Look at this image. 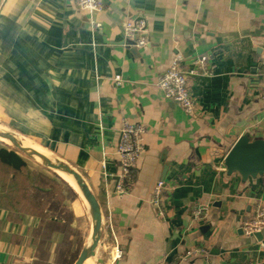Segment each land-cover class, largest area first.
<instances>
[{"label": "crops", "instance_id": "crops-1", "mask_svg": "<svg viewBox=\"0 0 264 264\" xmlns=\"http://www.w3.org/2000/svg\"><path fill=\"white\" fill-rule=\"evenodd\" d=\"M78 1L2 0L0 114L5 130L70 165L98 199L105 250H97L96 264H264V235L258 240L241 230L264 206V176L245 182L224 164L244 134L264 139V4L100 0L103 9L94 14ZM140 19L147 43L138 48L125 24ZM178 54L184 72L201 56L214 66L211 76L188 77L192 115L158 85ZM125 120L146 132L127 191L119 194ZM158 181L165 184V218L151 204ZM1 184L0 264H45L46 240V264L60 259L66 242L63 252L76 253L71 241L82 214L65 198L57 215L54 208L28 213L18 207L23 197L13 201ZM73 191V204L90 215ZM199 207L206 218H194Z\"/></svg>", "mask_w": 264, "mask_h": 264}, {"label": "built area", "instance_id": "built-area-1", "mask_svg": "<svg viewBox=\"0 0 264 264\" xmlns=\"http://www.w3.org/2000/svg\"><path fill=\"white\" fill-rule=\"evenodd\" d=\"M264 4V0H260ZM78 6L82 10L92 13H99L103 9V4L100 0H79ZM97 25V24H96ZM147 23L145 20H130L125 24V35L128 39L134 42V46L140 48L146 45ZM182 55H176L172 60L169 69L159 78L158 85L164 97L172 102L179 104L183 110L192 115L195 113L196 103L188 88L189 76H211L214 73V66L209 64L207 56H201L193 61L192 68L188 72L181 70ZM264 72V60L262 62ZM114 80L117 85H121L120 76H115ZM261 98L264 101V81L261 91ZM146 130L143 125L136 124L125 120L120 129V139L117 147V155L121 166L120 181L116 186V191L119 194H124L127 189L125 182L132 177V172L136 167L138 159L143 153L142 138ZM164 181H158L154 187L151 204L155 208L158 217L165 218L166 209L162 201V193L164 190ZM194 218L204 219L208 216V210L204 207H199L194 210ZM241 230L244 235L255 237L256 234L264 231V206L257 205L255 214L249 220L245 221ZM195 254L207 253L205 249H198ZM116 254L119 257L121 251L116 246Z\"/></svg>", "mask_w": 264, "mask_h": 264}, {"label": "water", "instance_id": "water-1", "mask_svg": "<svg viewBox=\"0 0 264 264\" xmlns=\"http://www.w3.org/2000/svg\"><path fill=\"white\" fill-rule=\"evenodd\" d=\"M2 0H0L1 6ZM12 133L0 129V142L8 147L18 150L30 158L36 159L44 167L52 170L55 173H63L71 177L82 196L90 205L91 223L86 242L74 262V264H86L89 259H95L101 263V256L97 250L104 251L105 245L102 242L103 235V212L101 204L91 191L90 187L83 179L81 174L72 168L70 165L51 156L37 145L25 142L23 140H16L12 138ZM32 147V148H26ZM38 149V152L35 149ZM227 174L229 176L238 174L243 181L249 179H257L264 176V139L252 140L250 134H244L233 145L224 161ZM264 231L255 235L258 240L262 239Z\"/></svg>", "mask_w": 264, "mask_h": 264}, {"label": "trees", "instance_id": "trees-1", "mask_svg": "<svg viewBox=\"0 0 264 264\" xmlns=\"http://www.w3.org/2000/svg\"><path fill=\"white\" fill-rule=\"evenodd\" d=\"M53 180L54 179L51 178H38L35 173L31 172L29 168V160L24 157L18 150L11 149L7 146L0 148V183H2L1 185L5 186L7 195L12 196L13 201L15 200V195L18 197V201L21 196L23 197V200L21 202L22 204H18L19 208H23L22 211L29 213L32 212V210L38 211L39 209L40 213L43 214L44 210H53L52 206H46L44 204L42 205L40 203L41 199H37V197L43 195H45V197H49V195H51L50 192H48L47 194L43 192L42 194L40 188L57 184L52 182ZM17 192L19 195L17 194ZM44 238L48 239L47 236H44ZM41 244H46V247L48 248L49 242L46 240ZM62 244L64 245L65 242H63ZM68 244H70V242H66L64 247L62 246L63 249H65V246L67 248ZM47 248H45L46 254H42L45 264L49 256L47 255ZM63 249L58 252L60 256V259H57L56 261L58 264H60L59 262L63 257V253L65 255ZM40 250L42 251L41 245Z\"/></svg>", "mask_w": 264, "mask_h": 264}, {"label": "rangeland", "instance_id": "rangeland-1", "mask_svg": "<svg viewBox=\"0 0 264 264\" xmlns=\"http://www.w3.org/2000/svg\"><path fill=\"white\" fill-rule=\"evenodd\" d=\"M1 111L2 110H0V113H1ZM0 129L4 130L6 132H10V129L5 130L4 118H3L2 114H0ZM14 135H16V134H14ZM23 141H25L27 143L29 142L28 140H23ZM5 146H6L5 144L0 142V148L5 147ZM9 148L14 149L12 147H9ZM20 153L29 160V168H30L31 172H33V173H35V175H37L38 178H51V179L59 180V182L57 184L49 187V190L51 193V195H49V197H45V195L37 197V199L38 198L41 199L40 203L42 205L44 204L46 206H52L55 209V211H53L54 214L57 215L60 213V212L58 213V210H60V207H61L60 204H62V202L65 198V202L68 206H71L72 208H74L78 215L82 214L81 215L82 217L77 220L76 228H75L74 235H73V240L71 239L72 240L71 245L75 246L76 253L72 254V251H71L69 255H67V254L64 255V253L62 252L63 257H62L61 261L59 262L60 264H72L78 258L79 254L83 248V245L86 242V239H87V236L89 233V229H90V223H91L90 222L91 218H89L90 215L84 216L83 208L78 206L77 204H73V194H75L73 191L74 189L63 178H61L57 173L53 172L52 170H49L46 167H44L36 159L30 158L22 152H20ZM79 198L80 197L78 196L77 197L78 204H80V202H81V201L79 202ZM82 204L84 205V203H82ZM81 211H83V212H81ZM41 248H42L41 254H46V252H45V250H46L45 248H47L46 244H41ZM88 261H91L89 264H96L95 259H89ZM41 262H43V260ZM56 263H57L56 261L52 262V264H56Z\"/></svg>", "mask_w": 264, "mask_h": 264}, {"label": "bare ground", "instance_id": "bare-ground-1", "mask_svg": "<svg viewBox=\"0 0 264 264\" xmlns=\"http://www.w3.org/2000/svg\"><path fill=\"white\" fill-rule=\"evenodd\" d=\"M12 138L16 139V140H24L21 137H19L18 135H12ZM26 148H32V147H27ZM35 149V148H34ZM38 152H40L38 149H35ZM61 178H63L74 190L75 192L79 195V197L85 202V204L87 205V207L89 208V210H91L90 205L87 203V201L84 199V197L82 196L80 190L78 189V186L76 185V183L74 182V180L69 177L68 175H65L63 173H57ZM91 213V211H90ZM92 259V258H91ZM91 261H88L86 264H89Z\"/></svg>", "mask_w": 264, "mask_h": 264}]
</instances>
